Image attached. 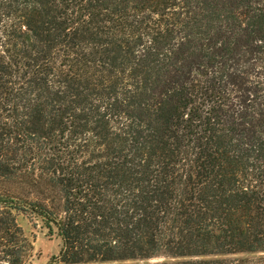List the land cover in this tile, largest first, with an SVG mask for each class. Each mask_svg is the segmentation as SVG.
Wrapping results in <instances>:
<instances>
[{"label": "trees", "instance_id": "1", "mask_svg": "<svg viewBox=\"0 0 264 264\" xmlns=\"http://www.w3.org/2000/svg\"><path fill=\"white\" fill-rule=\"evenodd\" d=\"M20 214L49 264H264V0H0V264Z\"/></svg>", "mask_w": 264, "mask_h": 264}, {"label": "rangeland", "instance_id": "2", "mask_svg": "<svg viewBox=\"0 0 264 264\" xmlns=\"http://www.w3.org/2000/svg\"><path fill=\"white\" fill-rule=\"evenodd\" d=\"M17 222L25 236L32 242L33 253L28 264H49L53 257L59 255L62 242L57 233L49 234L38 218L18 215ZM237 257L231 256L230 258Z\"/></svg>", "mask_w": 264, "mask_h": 264}]
</instances>
